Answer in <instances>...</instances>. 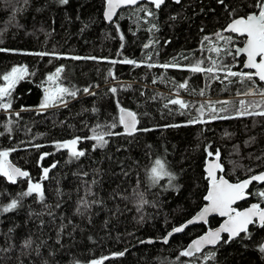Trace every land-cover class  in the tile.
Listing matches in <instances>:
<instances>
[{"label":"trees","instance_id":"1","mask_svg":"<svg viewBox=\"0 0 264 264\" xmlns=\"http://www.w3.org/2000/svg\"><path fill=\"white\" fill-rule=\"evenodd\" d=\"M252 4L167 0L157 10L146 4L124 8L107 24L104 0H0V49H6L0 51V86L12 68L28 70L12 90L11 108L0 109V151L9 150L8 161L40 182L44 192L42 201L35 193L21 198L28 178L12 184L0 177V206L20 201L0 214V264H264V227L257 224L249 228L250 238L244 233L226 243L224 237L216 248L191 257L180 252L217 226V218L160 242L204 205L203 166L216 152L230 182L264 170V116L236 114L241 100L264 105V98L238 95L246 85L237 78H229L230 83L223 73L209 78L189 70L197 61L208 67L223 59L240 71L241 59L223 52L218 57L211 49L242 44L235 36L225 44L215 34L230 35L222 29L252 12ZM141 7L154 15L146 17L138 11ZM39 52L49 55H35ZM165 63L180 67H160ZM57 68L63 69L58 83L78 90L77 95L41 108L45 83ZM181 83L186 87L180 88ZM255 87L264 84L257 81ZM171 93L184 96L188 107L169 103L176 99ZM245 96L255 98H241ZM209 104L227 109L219 115L231 118L212 119ZM202 105L208 122L190 123ZM121 108L136 114L140 130L132 135L119 124ZM112 124L116 127H107ZM93 129L114 134L94 148L96 141L88 139ZM76 137L82 138L76 148L84 156L73 158L68 149L56 147ZM42 153L49 155L41 160ZM157 159L174 175L171 185L167 177L152 182L150 169ZM44 168L50 169L47 179H41ZM259 192L264 184L252 185L249 200L238 209L249 203L264 207ZM26 241L31 244L25 246ZM210 253L214 256L204 259Z\"/></svg>","mask_w":264,"mask_h":264},{"label":"snow or ice","instance_id":"2","mask_svg":"<svg viewBox=\"0 0 264 264\" xmlns=\"http://www.w3.org/2000/svg\"><path fill=\"white\" fill-rule=\"evenodd\" d=\"M27 3V0H24ZM68 0H60V3L66 4ZM141 0H106V11L104 12V17L106 20L111 21L113 15L116 12V9L120 6H136L140 4ZM218 2L223 5L224 0H218ZM148 4L153 5L156 9H159L160 6L164 3V0H147ZM176 3H180V0H176ZM251 7L254 9L250 13H246L245 15L240 16L239 18H234L228 23L222 32H228L230 35L223 36L221 32H217L215 35L218 41H223L225 44L232 43V35L236 34L241 37H244L243 47L235 48L234 51L225 47H214L211 51L216 52L219 57L220 53L223 52L225 56H232L233 60L241 54L246 56V61L243 63V68L248 69V71H233L232 67L234 65L224 63L223 59L219 61L213 60L211 61V66L201 67V64L204 62L197 61L192 64L189 68L190 71L204 72L209 74V78L215 77L217 73H223L225 79L229 78H237L238 82L246 85V91L243 93H238V95H259L264 97V88H257L255 84L257 81L264 83V0H253V4ZM144 13L146 17H151L154 15L152 11H150L147 7H141L138 9ZM155 27V26H153ZM124 37L121 36V40ZM207 39V38H205ZM147 48L148 45H145ZM0 51H6V49H0ZM38 56H46L49 55L46 52L35 53ZM73 59H80V57H73ZM96 59V58H92ZM113 64L117 63V61H111ZM126 64H135V61L132 60H124L122 61ZM149 68L156 67L155 64H148ZM160 67L164 69H168L169 67H180L179 64H169L165 63L160 65ZM63 71L62 68H57L56 73L49 75L48 80L52 81L55 84L54 89L51 93L46 90L45 99L41 103V108H47L49 106L48 101L51 99L55 102L57 99L60 102L63 101L64 95L75 97L77 95L78 90L70 89L63 87L62 84L58 83L60 80L59 74ZM28 74V70L26 68H12L9 74L3 75V81L5 82L3 86H0V109L8 111L11 108L12 100V90L15 87L16 82L19 79H23L24 75ZM229 82H233L229 79ZM180 88H185L186 84H179ZM85 93L92 94L88 88L83 90ZM111 91L113 93L116 92L115 88H112ZM203 95V92H201ZM171 104H178L181 108H187L182 100L172 99L169 101ZM227 103V102H223ZM241 108L237 110V116L243 115H256V116H264V105L261 103H253L246 104L245 101L241 100L240 102ZM203 105L201 109H199L200 115L194 117L190 123H206L208 121L203 119ZM209 111L211 113L212 119H229L231 117L227 115H219L220 112H225L227 109H216L213 105H208ZM18 115V113L16 114ZM137 117L136 114L127 111L123 108L120 109L119 116V124L123 126L125 133L128 135H132L137 129ZM100 125H97V128H100ZM107 127H116V124L109 125ZM143 131H150V129H142ZM10 131V130H9ZM111 132L97 131L93 129V135L88 137V139H92L96 141L95 147H102L107 143L105 140V136L113 135ZM82 138L76 137L69 141L58 142L56 147L58 149H68L69 154L73 158H79L84 156L85 153L83 151H79L76 148V145ZM39 148L41 145H34ZM15 151V149H12ZM9 150L0 151V177H4L8 182L15 184L17 183V179L19 177H27V190L20 193V197L30 196L33 193L37 195V197L42 201L44 199V192L42 190V185L40 182H33L29 173L27 171L21 170L19 167L13 166L8 161ZM208 156L212 157L214 154L211 151H208ZM49 155L48 153H42L40 159L43 160L45 156ZM215 155L218 157L219 152H216ZM55 167V165H53ZM216 170H221V166L218 163L209 162L206 168L207 178H208V188L207 195L203 197V199L207 202L206 205L202 208V210L192 219L187 221V224L176 227L173 229L172 233H169L171 236L173 233H180L184 231V228L187 227L188 224L196 223V222H205L207 223V217L211 214H217L221 217H226L227 219L220 225L219 228L215 230H209L205 235L201 236L199 239L192 241L188 247L180 252V256L183 257H191L196 253H200L201 249L205 245H216L221 240V233L228 234V241L230 242L234 238L240 235V233H246L245 238H250L251 233L249 232L248 226L251 224H257L260 227H264V207H261L259 203L252 204L248 209L244 211L237 210L233 207L237 201L243 200L248 195L247 189L253 181L264 183V172L259 174L251 175L247 179L243 181H238L236 183H230L223 176H217ZM50 169L44 168L41 179H47L48 173ZM163 177H167L169 184L175 179L174 175L168 170L166 167V162H162V160H155L154 166L150 169V178L152 182L155 184ZM259 197L264 199V192L258 193ZM20 201L19 199H12L10 203L6 205L0 206V214L7 213L17 208ZM164 243H168V238H164ZM31 244V241H26L25 246ZM260 251L264 253V247L260 248ZM124 253H117L115 255L122 256ZM214 256V253H210L204 257V259H211ZM92 264H102V261H93Z\"/></svg>","mask_w":264,"mask_h":264},{"label":"water","instance_id":"3","mask_svg":"<svg viewBox=\"0 0 264 264\" xmlns=\"http://www.w3.org/2000/svg\"><path fill=\"white\" fill-rule=\"evenodd\" d=\"M167 0H164V2H166ZM171 2H173V3H175V4H178V3H176V0H170ZM181 1V0H180ZM141 4H146V5H149V6H152L154 9H156L153 5H151V4H148L147 3V0H141V2H140V4H138V5H141ZM164 4V3H163ZM162 4V5H163ZM138 5H136V6H138ZM161 5V6H162ZM136 6H120V7H118L117 9H116V12H115V14L113 15V17H112V19H111V21H109V20H106L105 19V17H104V12L106 11V7H107V5H106V0H104V9H103V19H104V21H105V23H107V24H109L110 22H112L113 21V19H114V17H115V15H117V13L120 11V10H122V9H124V8H133V7H136ZM160 6V7H161ZM157 10V9H156ZM239 18V17H238ZM231 22V21H230ZM229 22V23H230ZM225 34H230V33H228V32H224ZM232 36H235V37H237V38H241V39H245L244 37H241V36H239V35H236V34H231ZM243 44H244V41H243V43L241 44V45H235L233 48H232V50L234 51V49L235 48H240V47H243ZM237 59H242V66H241V68H240V71H248V69H245V68H243V63L246 61V56L245 55H243V54H241V55H239V56H237L236 57ZM259 82V81H258ZM259 83H261V82H259ZM261 84H264V83H261ZM123 109H125V108H123ZM125 110H127V111H130V110H128V109H125ZM132 112V111H131ZM120 116V110L118 111V117ZM121 127H122V130L124 131V133H125V130H124V128H123V126L121 125ZM136 127H137V125H136ZM126 134V133H125ZM209 162H213V163H218V164H220V166H221V169H222V171H223V166H222V164H221V162H220V158H219V156L217 157V156H214L213 158H211V159H206L205 160V162H204V166H203V172H204V175H205V179L207 180V188H208V178H207V172H206V168H207V166H208V163ZM9 163H11L13 166H15V167H17L15 164H13L12 162H10L9 161ZM21 169V168H20ZM22 170V169H21ZM222 171L221 170H216V174H217V176L219 177V176H223V174H222ZM261 172H264V170L263 171H260V172H258V173H255V174H259V173H261ZM255 174H253V175H255ZM224 177V176H223ZM250 177V176H249ZM21 178H24V177H19L18 179H21ZM248 178V177H247ZM247 178H244V179H242V180H240V181H243V180H245V179H247ZM17 179V180H18ZM224 179H226L228 182H230L227 178H225L224 177ZM230 183H236V182H230ZM262 184H264V183H261V182H256V181H253V183L252 184H250L249 185V187H248V189L246 190L247 191V193L249 192V189H250V187L252 186V185H258V186H260V185H262ZM205 195H207V191H206V194ZM249 198H250V195H249V193H248V195L246 196V198L245 199H243V200H239V201H237L236 202V204H234L233 205V207H235L237 210H240V211H244V210H246V209H248L252 204H256V203H249L246 207H244V208H241V209H238V205L239 204H241V203H243V202H246V201H248L249 200ZM203 201H204V205L190 218V219H188L187 221H189V220H192L201 210H202V208L206 205V201L203 199ZM213 218H217L218 220H219V223H218V225L217 226H215V227H213V228H207L201 235H199V236H197V237H195V238H193L187 245H186V247H185V249L188 247V245L189 244H191L192 243V241H194V240H196V239H199L201 236H203V235H205L209 230H215V229H217V228H219L220 227V225L222 224V223H224V221L227 219L226 217H221V216H219V215H217V214H211V215H209L208 217H207V223H205V222H203V221H201V222H196V223H192V224H188L187 225V227L186 228H184V230H186L187 228H190V227H194V226H207V224H208V222L211 220V219H213ZM187 221H185L184 223H182L181 225H179V226H177V227H181V226H183V225H185V224H187ZM254 224H251V225H249L248 226V228H250L251 226H253ZM257 225H258V223H257ZM176 228V227H175ZM174 229V228H173ZM173 229L172 230H170L166 235H165V237H167L168 238V241L173 237V236H176V235H179V234H181L182 232H180V233H173L171 236H169V233H172L173 232ZM242 234H244V233H240V235H242ZM239 235V236H240ZM164 237V238H165ZM226 238V241H228V234L227 233H221V240H220V242L222 241V239L223 238ZM238 237V236H237ZM236 237V238H237ZM164 238L163 239H161L160 240V242L161 243H164L163 241H164ZM236 238H234V239H236ZM219 242V243H220ZM218 243V244H219ZM164 244H166V243H164ZM218 244H216V245H205L202 249H201V252H203V251H205V250H208V249H214V248H216V246L218 245ZM261 247H264V241L262 242V244H261ZM184 249V250H185ZM200 252V253H201ZM200 253H196V254H194V255H197V254H200ZM193 255V256H194Z\"/></svg>","mask_w":264,"mask_h":264},{"label":"rangeland","instance_id":"4","mask_svg":"<svg viewBox=\"0 0 264 264\" xmlns=\"http://www.w3.org/2000/svg\"><path fill=\"white\" fill-rule=\"evenodd\" d=\"M152 7V6H151ZM238 39H241V38H238ZM244 41V40H243ZM243 43V42H242ZM19 68V67H18ZM11 72V71H10ZM9 72V73H10ZM8 73V74H9ZM45 85H46V87H45V92H46V90H48L49 91V93H51L52 92V90L54 89V87H55V84L52 82V81H49V80H47L46 81V83H45ZM3 86V85H2ZM170 95H172V96H174L176 99H179V100H181V99H186L184 96H181V95H177V94H170ZM64 97H65V95H64ZM63 97V98H64ZM258 97H261V96H258ZM242 99H246V98H255V96H245V97H241ZM261 98H264V97H261ZM229 98H220L219 99V101H226V100H228ZM197 100V102H201V99H196ZM210 99H207V101H209ZM206 101V102H207ZM60 102V100L59 99H57L55 102H53V100H49L48 101V104H49V106H55L56 104H58ZM203 112H204V110H203ZM197 115H200V113H199V111L197 110Z\"/></svg>","mask_w":264,"mask_h":264},{"label":"flooded vegetation","instance_id":"5","mask_svg":"<svg viewBox=\"0 0 264 264\" xmlns=\"http://www.w3.org/2000/svg\"><path fill=\"white\" fill-rule=\"evenodd\" d=\"M242 60V59H241Z\"/></svg>","mask_w":264,"mask_h":264}]
</instances>
